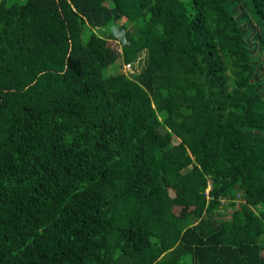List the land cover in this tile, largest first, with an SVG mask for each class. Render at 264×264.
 <instances>
[{
  "label": "trees",
  "instance_id": "obj_1",
  "mask_svg": "<svg viewBox=\"0 0 264 264\" xmlns=\"http://www.w3.org/2000/svg\"><path fill=\"white\" fill-rule=\"evenodd\" d=\"M0 264H264V0H0Z\"/></svg>",
  "mask_w": 264,
  "mask_h": 264
},
{
  "label": "rangeland",
  "instance_id": "obj_2",
  "mask_svg": "<svg viewBox=\"0 0 264 264\" xmlns=\"http://www.w3.org/2000/svg\"><path fill=\"white\" fill-rule=\"evenodd\" d=\"M186 1V0H185ZM136 65H139V62H138V64H136ZM129 67V66H128ZM124 70V69H123ZM125 72H129L130 74H132V73H134V68H133V66L132 67H129V69H127V68H125V70H124ZM175 144L176 143H179V141L177 140V139H175V142H174ZM209 189L210 188H208V190H207V192L209 191ZM172 194H173V192H172ZM221 213L224 215V218H227L228 220H230L231 219V217H230V214H231V211H227L226 210V207L224 208V209H221ZM221 218H223V217H216V220H218V221H220V219Z\"/></svg>",
  "mask_w": 264,
  "mask_h": 264
},
{
  "label": "clouds",
  "instance_id": "obj_3",
  "mask_svg": "<svg viewBox=\"0 0 264 264\" xmlns=\"http://www.w3.org/2000/svg\"><path fill=\"white\" fill-rule=\"evenodd\" d=\"M209 188H210V187H209ZM210 190H211V188L209 189V191H210ZM222 201L224 202L225 200H222ZM235 202L237 203L238 206H240L241 203H246L244 200H241V199H238V198H237V200H236ZM223 209H224V208H223Z\"/></svg>",
  "mask_w": 264,
  "mask_h": 264
},
{
  "label": "built area",
  "instance_id": "obj_4",
  "mask_svg": "<svg viewBox=\"0 0 264 264\" xmlns=\"http://www.w3.org/2000/svg\"><path fill=\"white\" fill-rule=\"evenodd\" d=\"M128 66H129V65H128ZM128 66H126L127 69H129V67H130V66H129V67H128Z\"/></svg>",
  "mask_w": 264,
  "mask_h": 264
},
{
  "label": "crops",
  "instance_id": "obj_5",
  "mask_svg": "<svg viewBox=\"0 0 264 264\" xmlns=\"http://www.w3.org/2000/svg\"><path fill=\"white\" fill-rule=\"evenodd\" d=\"M231 216V215H230ZM225 220H227V218H225Z\"/></svg>",
  "mask_w": 264,
  "mask_h": 264
}]
</instances>
